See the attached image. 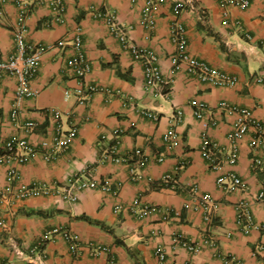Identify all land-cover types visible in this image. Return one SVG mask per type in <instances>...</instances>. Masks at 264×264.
<instances>
[{"label":"crops","instance_id":"crops-1","mask_svg":"<svg viewBox=\"0 0 264 264\" xmlns=\"http://www.w3.org/2000/svg\"><path fill=\"white\" fill-rule=\"evenodd\" d=\"M146 1L62 0L63 21L55 20L51 0L1 3V58L16 50L13 30L22 7L30 11L29 42L68 43L44 53L32 81L37 94L24 99L17 121L12 119L17 80L9 74L1 77L2 134L6 138L23 136L21 124L33 120L39 127L28 138L39 145L58 124L50 109L66 115L63 128L76 127L77 134L72 145L55 158L46 160L38 154L20 165V177L12 185L7 165L0 164V264H226L228 257L238 264H264V202L251 201L250 207L260 228L237 223L236 204L245 198L251 200L264 187V166L259 170L252 166V132L238 142L234 165L225 163L221 170H212L202 153L208 134L219 145V156L227 159L231 147L228 137L237 119L229 106L246 107L264 120V82L257 81L258 76L264 78V0H250L247 8L229 6L230 25L223 22L224 7L218 0H166L153 10L157 21L154 29L141 23ZM178 2L185 4L179 14L174 10ZM103 8H110L118 21L129 27L133 42L156 53L169 81L165 88H147L142 61L135 59L96 16ZM176 20L187 30L189 54L233 75L235 84L204 82L187 71L186 63L174 71L177 46L171 29ZM78 33L91 65L84 79L76 77L68 66L75 54L71 43ZM89 85L104 90L88 96ZM194 101L208 105L203 117L195 115ZM179 110L182 114L176 118ZM172 129L177 137L168 143L164 138ZM137 149L146 158L144 164L137 162ZM108 150L130 159L115 163L106 157ZM161 155L162 161L158 159ZM132 170L139 173V179H133ZM226 171L241 177L248 190L221 188L217 179ZM167 173H175L181 189L161 188L159 183ZM77 178L108 181L113 188L119 185V194L97 187L81 190L76 201L63 198L59 191ZM34 183L45 184L49 193L15 200L1 198L10 185L16 189ZM194 184L214 197L217 208L212 223L195 209L196 201L189 192ZM137 197L141 201L134 205ZM144 205L154 210L143 213ZM56 228L62 231L55 233ZM64 232L76 239H67ZM180 235L195 240L210 235L216 245L191 253L176 243ZM36 246L39 252L33 251ZM159 249L166 253L164 262L156 255Z\"/></svg>","mask_w":264,"mask_h":264},{"label":"built area","instance_id":"built-area-1","mask_svg":"<svg viewBox=\"0 0 264 264\" xmlns=\"http://www.w3.org/2000/svg\"><path fill=\"white\" fill-rule=\"evenodd\" d=\"M6 0H0V5ZM219 3L224 7V24L230 25V15L228 7L231 5H237L241 8H247L250 5V0H218ZM166 0H147L141 23L149 29H154L157 25V21L153 15L154 8ZM51 5L54 11V18L56 21H63V15L65 6L62 0H51ZM185 8L183 2H178L174 5V10L179 14ZM30 11L24 7L19 14V20L13 30L14 41L16 50L8 58L0 57V79L4 74L14 76L17 80V86L15 91V103L12 111V119L17 121L19 116V109L22 106L24 99L28 97H34L37 94L32 88V81L36 76L40 65L42 63L43 55L49 50L56 48H64L68 43L65 40H61L55 44H42V43H31L27 39V19ZM96 16L105 21L110 31L116 35L123 46L129 48L135 59L142 61L144 65L145 82L148 89L154 88H165L168 84L163 76L160 69L158 56L156 53L146 47L140 46L133 42L130 38L128 31L129 27L121 24L116 14L110 8L99 9L96 12ZM237 26L240 25L239 21H235ZM171 39L177 46V53L174 56V71L181 69L183 63L187 65V71L198 77L204 82H208L214 86H229L236 82V78L224 71L219 70L211 66L206 61L200 60L193 57L188 52V38L187 30L184 24L180 20H176L172 25ZM75 49V54L68 60V66L71 71L79 79H84L91 70V65L85 57L82 48V37L78 33L71 43ZM257 81L264 82V78L261 76L257 77ZM87 95H91L94 92L103 91L104 88L99 85H89L87 87ZM70 96V92L66 90V98ZM88 97H84L80 100L84 103ZM194 113L197 117H203L206 111H208V105L203 101H194ZM229 109L237 113V119L233 124L231 133L229 134V140L231 147L227 155V159L224 160L219 156V145L211 140L206 134L202 143V153L205 159L209 162V166L212 170H221L225 163L234 165L238 161L239 147L238 142L243 139L246 135L252 132L250 137V145L254 150L255 154L252 158V166L255 170L262 169L264 166V120L258 119L254 116L253 112L246 108L237 105L229 106ZM49 113L56 118L58 124L55 127V132L50 136L44 138L39 145H34L30 142L28 136L34 134L39 124L36 121L29 120L21 124L23 136H13L6 138L0 130V164L7 165L8 168V180L12 185L20 177V165L25 164L34 156L41 154L46 160H51L58 156L60 153L67 150L73 143V140L77 134V128L71 127L65 130L62 126V120L64 115L58 109H50ZM147 115L157 119L158 116L152 112H146ZM182 112L179 110L175 115L176 118L180 117ZM177 135L172 129L165 135L166 142H174ZM138 156V163L144 164L146 158L142 151L137 149L134 153ZM106 157L115 163H123L129 161V157H122L115 155V150H108ZM160 161L164 160V156L161 155L158 158ZM181 164L180 167H183ZM179 167V168H180ZM133 179H139L140 175L135 170H132ZM218 185L221 188L227 190L237 188L239 190L247 191L248 187L241 177H239L234 171H226L219 175ZM159 184H170L173 188L181 189L176 180L175 173H167L163 176L162 181ZM10 185V187H11ZM1 192V198L6 199H24L30 196H38L49 193V188L42 183H34L30 186H18L16 189L13 187ZM112 190L114 195L119 194V185L112 187L111 183L98 182L95 179L79 180L73 179L69 185L60 190V195L70 201H76L78 199V193L86 188H97ZM190 194L194 197L196 204L195 209L199 210L203 214V218L207 223H212L216 213V203L214 197L210 193H202L198 184H194L189 188ZM141 199L137 197L134 201V205H139ZM251 201L264 202V187L253 195L251 200L242 199L236 204L237 209V223L245 228L259 227L254 222L253 214L251 212ZM143 213H149L154 210L151 205H144L142 207ZM175 214L177 211L172 210ZM2 224H6V221H2ZM62 231L61 228H56L55 233ZM67 239L74 240L76 237L70 235L68 232H64ZM176 243L186 248L191 253L200 252L206 246H215L216 240L213 236L206 235L200 240L190 239L185 236H177ZM262 246H259L261 248ZM100 250L108 251L109 248L106 246H99ZM33 251H40V247H34ZM157 257L161 262L166 259V253L163 249H159L156 252ZM226 264H238L232 257L226 259Z\"/></svg>","mask_w":264,"mask_h":264},{"label":"trees","instance_id":"trees-1","mask_svg":"<svg viewBox=\"0 0 264 264\" xmlns=\"http://www.w3.org/2000/svg\"><path fill=\"white\" fill-rule=\"evenodd\" d=\"M161 188H162L163 190H167V191H173V192L178 191L177 188H173L170 184H162V185H161Z\"/></svg>","mask_w":264,"mask_h":264}]
</instances>
